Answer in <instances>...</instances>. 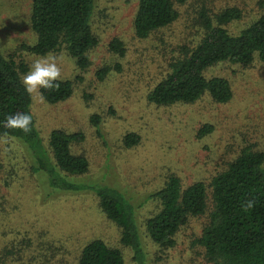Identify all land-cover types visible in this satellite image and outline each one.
<instances>
[{
	"label": "rangeland",
	"instance_id": "374dc122",
	"mask_svg": "<svg viewBox=\"0 0 264 264\" xmlns=\"http://www.w3.org/2000/svg\"><path fill=\"white\" fill-rule=\"evenodd\" d=\"M30 3L0 0V53L27 72L34 61L54 57L58 79L76 81L72 96L57 104L32 93L31 114L45 144L55 129L82 133L84 140L72 151L87 158L89 171L73 178L84 185L80 190L51 189L43 174L31 172L26 146L0 138V264H76L82 247L93 239L119 249L124 264H136L130 249L120 243L119 228L99 208L95 194L104 187L119 190L137 206L147 264H203L192 240L206 218L190 219L176 235L175 247L159 251L144 235L143 224L158 207L156 200L145 201L146 196L160 189L169 175L184 186L209 181L246 146L264 152V62L246 68L222 62L205 71L207 78L230 82L232 98L226 104L204 95L194 103L155 106L147 95L167 73L177 47L197 41L202 9L209 16L239 9L241 18L224 26L235 35L264 11V0L176 2L179 18L141 40L132 29L138 0H94L91 26L98 45L90 51L91 66L84 72L63 50L40 57L22 49L35 43ZM112 38L124 43L123 57L107 49ZM103 65L119 69L97 81L95 72ZM93 115L101 118L98 127L91 123ZM206 124L212 127L210 133L197 137ZM131 132L140 141L126 149L121 140Z\"/></svg>",
	"mask_w": 264,
	"mask_h": 264
},
{
	"label": "trees",
	"instance_id": "16d2710c",
	"mask_svg": "<svg viewBox=\"0 0 264 264\" xmlns=\"http://www.w3.org/2000/svg\"><path fill=\"white\" fill-rule=\"evenodd\" d=\"M183 1L138 0L132 21L134 36L146 39L174 23L180 16L176 2ZM93 8L94 0H31L29 27L35 43L22 49L40 57L63 50L80 72L86 71L91 66L89 53L98 45L91 26ZM198 17L201 30L197 41L177 47L167 73L147 95L151 104L194 103L204 95L214 103L226 104L232 98L230 82L219 76L207 78L205 71L222 62L244 68L255 61L264 62V11L235 35L224 26L241 18L237 8L212 16L202 9ZM107 49L118 57L125 54L119 38H112ZM118 69L117 65H103L96 70L95 78L102 81ZM26 72L23 64L0 53V121L16 111L31 114V96L21 82ZM53 83L57 86L38 90L48 104L68 100L76 85L74 79H58ZM100 122L99 115L91 117L95 127ZM211 130L206 124L198 130L197 137ZM4 137L26 146L33 160L31 172L43 174L51 189L84 188L73 180L89 171L87 158L72 151L74 144L84 140L82 133L55 129L45 144L32 115L29 133L0 126V138ZM139 141V135L131 132L123 136L121 143L127 149ZM95 196L102 213L119 228L120 243L130 249L132 260L147 264L136 219L137 206L115 188H99ZM147 200H156L158 207L145 220L144 235L159 251L174 248L181 228L190 219L204 216L206 221L200 234L192 240V245L200 250L203 264H264L263 151L242 148L207 182L195 181L184 186L177 176L169 175L160 189L146 196ZM248 201H252L251 208L247 207ZM76 264H124V261L119 249L93 239L82 247Z\"/></svg>",
	"mask_w": 264,
	"mask_h": 264
},
{
	"label": "clouds",
	"instance_id": "9594fccd",
	"mask_svg": "<svg viewBox=\"0 0 264 264\" xmlns=\"http://www.w3.org/2000/svg\"><path fill=\"white\" fill-rule=\"evenodd\" d=\"M60 76V69L57 67L54 57L43 58L34 61L28 72L22 78L24 91L31 95L39 89L53 88V82L57 81ZM32 115L30 113L16 111L14 114H9L0 121V126L5 129H19L24 133L31 131ZM247 207H252V201L247 202Z\"/></svg>",
	"mask_w": 264,
	"mask_h": 264
}]
</instances>
